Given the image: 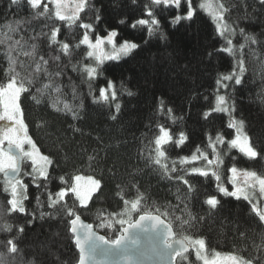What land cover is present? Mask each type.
<instances>
[{"label": "trees", "instance_id": "1", "mask_svg": "<svg viewBox=\"0 0 264 264\" xmlns=\"http://www.w3.org/2000/svg\"><path fill=\"white\" fill-rule=\"evenodd\" d=\"M219 1L228 8L224 11L227 27L223 35L214 19L200 7L202 0H192L195 14L191 20L182 19L175 25L171 21L176 14L186 15L184 5L179 10L161 11L150 0H89L79 19L69 22L35 15L26 0L18 5L11 4V0H0V40L4 41L0 44V86L12 75L8 71L7 49L20 39L12 54L18 61V83L23 80L29 88L21 94L20 107L29 136L52 161L47 180L40 178L32 183V176H21L28 185V199L24 201L27 214L10 211V196L4 191L5 180L0 173L3 264H77L79 253L70 234V220L75 216L65 215L61 205L72 207L76 215L113 241L128 224L120 225L117 221L129 220L122 213L125 208L131 209V203L137 199L140 204L131 213V223L142 214H156L173 227L177 238L204 239L210 255L219 252L242 257L251 264H264V222L252 210L253 200L249 203L243 198L224 196L216 187L217 183L231 187L233 166L258 175L264 173V159H261L264 157V5L259 0ZM53 7L49 4L50 10ZM148 11L159 21L156 26L159 31H154L152 36L148 35L147 25L131 27L139 19L150 22L153 17L147 15ZM121 20L125 22L121 24ZM17 21L22 23L17 25ZM82 23L91 24L92 30L80 27ZM7 25L17 31L9 32ZM54 26L59 27V44H69L68 55L61 54L58 45L49 46L45 34L50 35ZM241 28L246 35L255 37L256 43H245L239 32ZM113 30L118 33L119 43L134 42L139 47L119 60L100 64L97 71L103 74L90 80L82 70L97 63L86 56L89 49L81 43L83 35L89 33L96 40ZM228 39L233 41L231 53L224 51ZM33 44L36 45L34 52ZM77 44L80 46L76 47ZM23 52H33V55L25 56ZM41 55L48 60L46 67L53 75L41 73L33 78L35 64L44 67L39 59ZM56 55H60V60L51 59ZM239 60H243L244 67L242 83L235 85L233 79L221 80V85H217L223 75L239 70ZM56 72L60 75L56 76ZM28 79H32L31 85ZM50 82L52 88L60 87V93L49 95L48 90L37 91ZM109 82L114 86L112 89ZM101 88L106 89L108 103L99 99ZM113 90L117 94L115 101L111 100ZM33 95L40 103L31 98ZM218 95L225 96L230 109L235 108L230 113L244 122V132L260 154L257 158L250 160L237 148H230L235 129L228 127L230 119L226 113L214 111ZM56 96L61 101L58 107L62 109L68 103L72 111L54 110L51 104ZM116 103L120 104L118 112ZM167 109H171L170 114ZM161 128L172 137L161 147L166 153L162 163L169 165L173 179L165 178L160 166L152 161L154 141L163 135ZM181 133L187 139L177 145ZM217 135L224 139L215 149L223 160L219 167L220 181L211 173L208 177L190 174L192 167L216 170L215 165H207L202 158L186 164H180V160L190 158L196 148L214 160L209 138L215 143ZM173 160L177 162L176 173L170 171ZM30 164L25 163L26 169ZM181 169L189 170V174L185 175ZM76 175L92 176L101 182L87 206H79L75 194L69 192L50 207L49 195L58 199L56 193L70 188ZM177 175H183L192 190L176 180ZM37 184L47 187L37 188ZM213 195L219 200L215 208L205 203ZM183 221L187 223L182 224ZM5 222L12 225L11 232L3 230ZM102 222H110L112 226L101 227ZM21 226L23 233L18 232ZM9 239L18 247L15 254L9 251ZM197 261L194 247L190 254L178 259V264H197Z\"/></svg>", "mask_w": 264, "mask_h": 264}, {"label": "snow or ice", "instance_id": "2", "mask_svg": "<svg viewBox=\"0 0 264 264\" xmlns=\"http://www.w3.org/2000/svg\"><path fill=\"white\" fill-rule=\"evenodd\" d=\"M21 2V0H11V4L18 5ZM27 4L30 6L32 10H34V14L37 16H47L49 18H54L58 21H67L70 20L72 22H75L79 19V12L83 11L87 0H79V2L76 4L74 14L72 16H66L64 14V9L67 7L66 0H26ZM135 2V0H134ZM150 3L152 6H160L161 11L164 9L169 8H175L176 10H179L182 5L186 7V15L182 16L180 14H176L174 18L172 19V24L179 23L182 19L184 20H191L194 16V10L192 6V0H150ZM259 3L261 5H264V0H259ZM49 4L53 5V9L50 10ZM43 5V7H41ZM201 8L209 9L211 10V5L208 3H202L200 5ZM221 9H223L225 12L228 11V8L225 7L224 4H221L219 6ZM38 10V11H35ZM147 15L149 17H153L151 21L146 19H139L135 21L131 25L132 28H136L138 25L144 26L147 25L148 35L152 36L154 34V31H159V28L156 27L159 25V21L154 18L153 12L148 11ZM213 18L217 21H222L224 19L223 15L213 13ZM99 17L97 16V20ZM125 21L121 20L120 23L123 24ZM22 23V21H17L16 24L19 25ZM9 30V32H16L17 29L15 27H12L11 25L6 26ZM83 29H91L92 25L88 23H82L80 25ZM218 30H221V24L218 22L216 25ZM227 27V26H225ZM239 32L241 36H243L245 43L252 42L256 43L255 37L251 35H246L244 33V29H239ZM59 33V27H53L51 29L50 35L45 34L48 36V40L50 41L49 46L51 45H58L59 46V52L61 54L68 55V49L69 44L63 43L59 44L57 40V35ZM118 35L117 31L113 30L107 35V43L113 45V48L115 49V42L114 38ZM163 35V33H161ZM221 35H223V30H221ZM10 39V37H9ZM22 39V38H21ZM35 39V37H34ZM104 40L97 38V41L95 44H93L90 41L89 35L84 34L83 39L81 41L82 44L87 45L89 49H92V51H87L86 56L87 57H94L98 61V64L96 67H86L82 71L87 73V77L91 80L93 79L97 74L102 75V72L97 71L99 64H102L105 59L108 60H118L121 58V54L128 55L131 53L132 50L139 47L138 44L132 43V42H124L118 49H115V51L111 54H104L102 50V45L104 44ZM4 43L3 40H0V44ZM21 40L18 39L14 42L13 45H10L7 49L6 55L9 63V73L12 75L10 76V79L8 82L0 86V121L6 122L2 127H0V173H2L5 177V187L4 191L9 193L10 199L8 200V203L10 204L11 208L10 211L20 213V214H27L26 208L24 205V201L28 199V196L26 195V190L28 185H25L23 180L20 178L21 175H30L32 176V183H36L37 180L40 178H43L44 180H47L48 178V171L47 167L52 164V161L49 159L48 156L40 155L39 150L36 148L35 143L32 141V139L27 135V125L24 123L23 120V112L20 107V96L22 93L28 92L29 88L25 87V83L23 80H21L18 83V78L20 77V73L16 71L17 66V57L13 56V52L16 50V45H20ZM233 41L231 39L227 40V47L224 49V51H227L229 53L232 52V45ZM80 45L77 44L76 47H79ZM241 48H243V44L240 45ZM31 48L33 52L36 49V45H31ZM97 50H99V55H97ZM33 52H23L22 54L25 56H31L33 55ZM39 59L43 62V68L40 63L35 64V72L32 73L33 78H37L36 74H43L47 76L53 75L50 73L47 69L48 60L44 58V56H40ZM52 60L58 61L60 60V55H56L51 57ZM239 70L233 71L230 75H223L220 80H217V85H221V80L223 81H233L235 85H240L242 83L241 77L244 73V67H243V60L238 61ZM73 69H76V65H73ZM56 76H59L60 73L56 72ZM27 83L31 85L32 79H28ZM109 88H113L114 86L109 82ZM223 87H227V85H222ZM91 89V84L89 85ZM45 90H48V94L51 95L52 92L60 93V87L56 86L55 88L51 87V82L47 84H43V87L41 89H37L38 92H44ZM91 94V93H90ZM128 95H132L131 92H128ZM36 103H40V100L37 99L35 95L31 97ZM117 98L116 91L113 90L111 92V100L115 101ZM99 99L102 100L104 103L109 102V96L106 94V89L101 88L99 93ZM217 104L214 109L216 112H224L228 113L229 108L228 107H221V105L225 104V96L224 95H218L216 97ZM61 103L59 96H56L52 100V108L56 111H67L71 112L72 109L68 103L63 104V108L61 109L58 107V105ZM115 109L118 112L120 109V104H115ZM160 111L163 114L164 113V102H160ZM167 113H171V109L166 110ZM231 111H235L234 106L232 107ZM208 113H205V118H207ZM113 119H115V116H113ZM228 127L235 129V138L232 139L229 142L230 148H237L240 153H242L244 156H246L248 159L252 160L257 158L260 154L255 150V148L252 146V143L249 139V137L244 133V122L242 120H235L230 119L228 121ZM160 131L163 133V135L158 136L155 141V148L153 149L155 155L152 157V161L155 165H159L165 178L167 179H173L171 175H169V165L167 163H162V158L165 157V150H162V145L165 143H168L172 140L171 135L168 131L164 130L163 128L160 129ZM187 139L186 136L183 135V133L180 134V138L178 141H176V144H183L184 141ZM224 142V139L221 135H217L215 137V143H212L211 138H209V146L213 149V154L215 155V159H208V156L205 154V152H202L200 148L195 149V153H199V156L197 154H193L190 158L183 157L180 160V164H186L195 162L198 159H203L207 165H215L216 170L211 171L210 169L206 170L201 167H192L190 169V174H196L201 177H208L211 173L212 176L215 177L216 181H220L221 177L219 175V167L223 164V160L221 159L220 153L216 152V144H222ZM25 144L29 145L31 150H25ZM175 146V145H174ZM261 159H264V157H261ZM31 161V164L29 165L28 171H26L23 167L27 161ZM177 162L175 160L172 161V166L170 171L172 173L177 172L176 167ZM181 171L187 175L189 174V170L181 169ZM230 172L232 174L231 176V183L234 186V191H229L228 188L224 187L222 184L217 183L216 187L219 192L223 193L224 196H231L235 197L236 199L243 198L245 201H248L249 203H252V199L256 193V190L258 188V192L261 195H264V173L258 175L255 171H246V170H239L235 166L230 168ZM176 180L182 181L183 184L188 185L189 190H192V185L187 179H184L183 175H177L175 177ZM60 180L63 181L64 177H60ZM75 183L70 186L68 189H62L56 193V196L58 199H52L51 195H49V206L54 207L57 203H59L60 200H63L65 196L68 195L69 192L75 194V199L79 201V206L86 207L88 202L91 200L92 194L96 192L101 185V182L98 179H94L92 176H83V175H76L74 177ZM37 188L40 187H47L46 184L41 185L37 184ZM23 189L24 191H21ZM37 204H39V197L36 198ZM127 203V201H125ZM205 203L212 208H215L219 204V200L213 195L210 196L205 200ZM140 204V200L137 199L136 201L131 203V209L125 208L122 215H127L129 217L128 221H125L124 219H120L117 221L120 225L125 224L126 222L130 227H139L140 224L145 220H153L155 221L154 227L158 226L162 223V221L159 219V217L152 216L151 214L141 215L139 218V222L135 225L131 223V213L133 210H137L138 206ZM61 208H64L65 215L72 217L75 216L74 219L70 220V231L72 234L75 235V244L77 248L79 249V264H88L89 260L95 261V264H102L100 261H96V256L103 255V256H123L125 260L128 261V264H131V259L128 257L125 253V249L123 247L124 241L127 239L126 236L121 235L120 239H116L111 241L109 244V241H106L103 236H97L92 228L93 225L91 224H84L81 222V217L79 215H76L73 211L72 207H67L66 205H61ZM252 210L256 212V214L259 217L260 222H264V212H261L256 204H252ZM41 217L45 215V213L40 214ZM189 216L191 217V214L189 213ZM98 219L101 217L98 216ZM192 219H195V217H191ZM179 219V217H177ZM27 223H31V219L27 221ZM183 223H187V221H183ZM101 227H111L112 224L102 222L100 224ZM3 230L11 232L12 225L5 222L2 225ZM82 230V232H81ZM24 228L21 226L18 228L19 233H23ZM128 229L125 228L124 232H127ZM167 236H172L171 227L169 226L167 228ZM175 245H173L172 242H169V240L166 238L164 240V245L166 247L167 255L169 257H180L183 253H187L189 250V245L192 246H198L195 250V256L199 260H203V264H221V254L219 252L215 253V258L209 260L207 256L202 255V250L205 249V240L204 239H191L188 236L183 237V239L176 240ZM7 244L10 246L9 251L13 254L17 253L18 247L13 242L12 239H9L7 241ZM104 245H109L108 247H104ZM226 261L229 262V264H251V261L244 260L242 257L236 256V255H227L224 257ZM0 264H3V259L0 258Z\"/></svg>", "mask_w": 264, "mask_h": 264}, {"label": "water", "instance_id": "3", "mask_svg": "<svg viewBox=\"0 0 264 264\" xmlns=\"http://www.w3.org/2000/svg\"><path fill=\"white\" fill-rule=\"evenodd\" d=\"M3 179L5 180L4 175H3ZM142 215H146V214H142ZM151 215L159 217L162 223L154 227L155 221L145 220L140 224L139 227H130V228L129 225L127 224L122 228L121 231L122 233L118 236L117 239H120L121 235L127 237V239L124 241L123 247L125 249L126 255L131 259V264H178V259L180 257H185L188 254H190V252L192 251V246L189 245L188 252L183 253L180 257H174V258L169 257L167 255L168 250L164 245V240L167 238L169 242H172L173 245L176 246L174 242L182 238L176 237V233L173 227L161 216L156 214H151ZM140 216L134 222H132L133 225L139 222ZM81 222H83L84 224H90L89 222L85 221L82 217H81ZM169 226L171 227V231H172L171 237L167 236V228ZM125 228L128 229L127 232H124ZM92 230L97 236H103L106 241H109V244L111 243V241L106 236L102 235L96 230L94 225ZM70 234L73 236V243L75 244V235L72 234L71 231ZM108 246L109 245H104V247H108ZM76 249L79 253V249L77 248V246ZM95 259L96 261L102 262V264H128V261L125 260L123 256L106 257L98 254ZM77 264H79V260ZM88 264H95V261L89 260Z\"/></svg>", "mask_w": 264, "mask_h": 264}, {"label": "rangeland", "instance_id": "4", "mask_svg": "<svg viewBox=\"0 0 264 264\" xmlns=\"http://www.w3.org/2000/svg\"><path fill=\"white\" fill-rule=\"evenodd\" d=\"M88 1L89 0H87V4H88ZM45 2H47V0H45ZM79 2V0H66V3H67V7L63 10L64 11V14L66 15V16H72L73 14H74V10H75V7H76V4ZM202 3H208V4H210L212 7H211V10H209V9H204L212 18H213V13H216V14H220V15H223V17H224V10L223 9H221L219 6L222 4L219 0H202ZM87 4H86V6H87ZM86 6H85V8H86ZM84 8V9H85ZM194 10V9H193ZM82 12V11H81ZM81 12H79V14L78 15H80V13ZM214 19V18H213ZM67 21H69V22H72V21H70V20H67ZM214 21H215V23H216V25H217V23L219 22L220 24H221V30H223V31H225L226 30V23H225V17H224V19L222 20V21H217L216 19H214ZM90 30H92V28L90 29ZM221 30H218L220 33H221ZM110 33V32H109ZM88 35H89V38H90V41L93 43V44H95L96 43V41H97V39L96 40H93L92 38H91V36H90V34L89 33H87ZM100 39H103L105 42H104V44L102 45V50H103V53L104 54H111V53H113L114 51H115V49H118L123 43H119L118 41H117V36L114 38V42H115V49L113 48V45H111V44H108L107 43V36H105V37H100ZM132 43H134V42H132ZM87 46V45H86ZM88 47V46H87ZM89 49V48H88ZM89 51H92V49H89ZM133 51V50H132ZM131 51V52H132ZM97 55H99V50H97ZM125 56H127V55H123V54H121V58H123V57H125ZM92 59H94L95 61H96V63L98 64V61L96 60V58H95V56L94 57H91ZM120 58V59H121ZM119 60V59H118ZM107 61H110V60H108V59H105L104 60V62L103 63H105V62H107ZM102 63V64H103ZM100 65V64H99ZM91 67H94V66H91ZM96 67V66H95ZM238 72V71H237ZM112 84V83H111ZM223 85H224V83H223ZM223 88H225V87H223ZM110 89H112V88H110ZM106 94H107V92H106ZM20 98H21V96H20ZM19 103H20V100H19ZM221 107H228L229 108V112L228 113H226L227 115H228V117H229V119H235V120H237L234 116H233V114H231L230 113V111H231V109H230V106H229V104H228V101L226 100V98H225V104L224 105H221ZM23 120H24V116H23ZM6 122H4V121H0V127H2L4 124H5ZM24 123H25V121H24ZM245 133V132H244ZM27 135L29 136V134H28V132H27ZM30 137V136H29ZM31 138V137H30ZM32 139V138H31ZM32 141L34 142V140L32 139ZM35 143V142H34ZM36 145V144H35ZM25 150H31V148H30V146L29 145H27V144H25ZM36 148L38 149V147L36 146ZM39 150V149H38ZM39 154L40 155H43L42 153H41V151L39 150ZM29 162H31L30 160H29ZM50 169H51V165L50 166H48L47 167V171H48V173H49V171H50ZM231 176H232V174H231ZM230 182H231V178H230ZM226 188H228V190L229 191H234L235 189H234V186H233V184L231 183V187H226ZM95 193V192H94ZM93 193V194H94ZM93 194H92V196H93ZM253 203L254 204H256V206H257V208L261 211V212H264V195H261V194H259V192H258V188H257V190H256V193H255V195H254V197H253ZM192 246V245H191ZM193 248L195 247V250H196V247H198V246H192ZM192 248V249H193ZM191 253V252H190ZM202 255H205V256H207L208 257V259L209 260H211V259H214L215 258V255H210L207 251H206V247H205V249H203L202 250ZM227 255H221V264H229V262L228 261H226L225 259H224V257H226ZM197 259V258H196ZM198 261H197V264H203V260H199V259H197Z\"/></svg>", "mask_w": 264, "mask_h": 264}, {"label": "flooded vegetation", "instance_id": "5", "mask_svg": "<svg viewBox=\"0 0 264 264\" xmlns=\"http://www.w3.org/2000/svg\"><path fill=\"white\" fill-rule=\"evenodd\" d=\"M23 167H24V169H25L26 171L30 170V169H29V167L26 169V167H25V164H24V166H23Z\"/></svg>", "mask_w": 264, "mask_h": 264}]
</instances>
